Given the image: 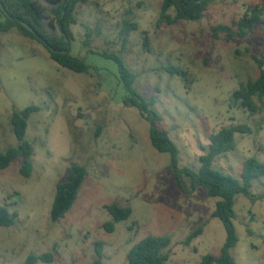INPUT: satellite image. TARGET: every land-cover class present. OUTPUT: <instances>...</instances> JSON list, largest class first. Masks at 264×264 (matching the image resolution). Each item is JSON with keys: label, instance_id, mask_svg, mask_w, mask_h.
Returning a JSON list of instances; mask_svg holds the SVG:
<instances>
[{"label": "rangeland", "instance_id": "rangeland-1", "mask_svg": "<svg viewBox=\"0 0 264 264\" xmlns=\"http://www.w3.org/2000/svg\"><path fill=\"white\" fill-rule=\"evenodd\" d=\"M163 1L80 5L72 55L86 58L92 67L87 74L60 67L43 45L18 30L0 35L1 152L17 146L13 112L39 108L28 121L27 140L34 147L31 177L21 175V160L0 171V205L18 215L12 227H0V264H24L29 255L46 253L53 255L50 264H93L97 243L104 264H128L130 250L151 235L172 239L167 264H200L207 255L220 256L226 231L212 218L217 199L202 187L192 191L186 178L178 186L170 156L152 145L149 123L136 108L124 105L117 64L101 55L121 56L137 75L138 91L156 99L159 126L180 149V168L198 170L214 134L248 125L252 133L236 134L234 151L214 163L240 178L248 158L264 163V97H254L250 112L234 96L260 76L264 24L232 42L224 34L215 38L213 29L228 25L237 30L233 23L251 7L264 9V0H213L201 20L171 26L158 23ZM128 22L138 30L127 33ZM48 30L61 35L58 29ZM168 67L182 73L172 75ZM73 163L84 166L88 175L71 211L53 223L56 188ZM252 191V198L238 196L236 201L239 242L231 253L237 264H264V177ZM111 204L130 207L133 214L109 232L106 224L113 219L106 206ZM199 228L202 235L185 245Z\"/></svg>", "mask_w": 264, "mask_h": 264}, {"label": "trees", "instance_id": "trees-1", "mask_svg": "<svg viewBox=\"0 0 264 264\" xmlns=\"http://www.w3.org/2000/svg\"><path fill=\"white\" fill-rule=\"evenodd\" d=\"M99 0H0V35L18 30L24 37L30 38L43 45L50 55V59L64 69L77 74H87L92 68L87 64L85 57L72 55L73 42L75 40L73 26L77 25V9L80 5ZM213 0H164L159 24L175 25L180 21L195 22L204 17L210 3ZM174 12V15L171 14ZM264 9L251 7L249 11L233 27L218 25L213 29L215 38L225 35V40L232 42L236 37L244 39L259 24H264L262 19ZM24 24L30 27L28 29ZM127 33L138 30L136 24L126 23ZM48 27L58 29L60 36L52 34ZM92 32H87L84 46H91ZM88 54H95L88 50ZM106 59L113 60L118 67L121 82L124 85L126 96L123 103L127 107L136 108L141 117L150 125V139L153 147L163 154L170 156V169L179 187H183V179L190 180L191 190L202 187L211 198L217 199L212 218L219 219L226 231V242L220 256L207 255L200 264H237L232 256V250L239 242L234 221L237 217L235 206L238 196L253 197L254 182L264 177V163L256 157L248 158L243 164L240 178L226 174L215 168L216 158L228 154L235 149L236 134H251L252 129L248 125L230 126L220 130L211 137L209 152L200 157V168H180V149L172 141L169 133L160 128L162 116L155 110L156 99L148 100L136 88L137 75L127 66L124 59L117 54L102 53ZM260 63V76L255 81H249L235 91L234 96L241 100V106L250 112L255 110L254 97H264V69ZM172 75L182 73L180 69L168 67L165 69ZM39 111L36 106H31L23 111H14L11 119L13 131L17 139V146L0 151V171L8 169L14 162L21 160V175L30 178L34 169V147L27 140L28 121L30 117ZM88 172L84 166L77 163L71 165L67 179L60 182L56 188V194L51 210V220L57 223L71 211L75 205L79 192L86 181ZM113 222L106 224L109 232L114 230L116 223L128 220L133 210L130 207H120L118 204L106 206ZM18 215L12 213L8 206L0 205V227H12ZM203 228L194 231L186 240L189 246L197 237L201 236ZM172 239L169 236H148L136 244L128 253V264H167L170 259L169 248ZM97 258L93 264H104L102 245L97 243ZM50 264L53 255L46 253L40 256L31 254L24 264Z\"/></svg>", "mask_w": 264, "mask_h": 264}, {"label": "water", "instance_id": "water-1", "mask_svg": "<svg viewBox=\"0 0 264 264\" xmlns=\"http://www.w3.org/2000/svg\"><path fill=\"white\" fill-rule=\"evenodd\" d=\"M28 29H30V27L29 26H27L26 24H24Z\"/></svg>", "mask_w": 264, "mask_h": 264}]
</instances>
